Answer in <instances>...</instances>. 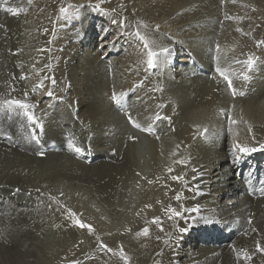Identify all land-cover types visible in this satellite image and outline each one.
I'll use <instances>...</instances> for the list:
<instances>
[{
    "label": "bare ground",
    "instance_id": "6f19581e",
    "mask_svg": "<svg viewBox=\"0 0 264 264\" xmlns=\"http://www.w3.org/2000/svg\"><path fill=\"white\" fill-rule=\"evenodd\" d=\"M42 1L11 0V11L1 14V32H7L8 21L22 20L10 44L8 35L5 41L0 39V92L1 100L19 98L33 104L40 125L49 127L45 130L54 137L32 139L27 118L4 110L3 117L17 129L8 137L0 117V165L9 172L7 176L21 173L24 179L33 173L57 172L58 189L67 190L71 197L69 205L56 199L55 211L72 206L83 222L93 226L94 232L84 229L91 240L78 244L79 255L62 264L73 260L126 264L121 249L128 264H226L248 231L250 215L264 205V195L256 189L254 195L247 192L249 181L264 184V150L243 154L234 148L237 141L257 148L264 143V15L248 9L245 17L237 19V7L223 0H48L44 16L51 14L52 25L47 36L45 28L39 27ZM137 29L159 54L155 67L147 64V50L135 35ZM226 31L231 37L240 32L243 41L225 39ZM36 51H44L47 60L34 59ZM258 66L261 70H254ZM248 68L254 76L244 73ZM58 70L64 78L62 86L51 83ZM221 72L238 93L246 90V94L233 96ZM71 73L69 81L65 76ZM114 93L124 94L120 104L113 100ZM125 105L128 111L123 112L119 106ZM180 111L187 113L186 121L179 122ZM131 113L139 125L154 131L132 128L124 120ZM197 131L199 145L191 163L186 162L180 173L177 167L178 172L169 173L171 161L176 162L173 153L184 147L180 142H192ZM76 133L89 142L71 154L64 141ZM253 134L256 141L250 139ZM111 139L127 144V153L118 151V145L110 151ZM34 141L41 144L35 156L29 153ZM89 148L97 153L92 162L85 155ZM59 153L73 162L63 165L51 159ZM185 155L182 150L175 158ZM122 161L131 174L123 188L113 183L123 171ZM77 171L91 177L89 184L81 186L83 193L67 186ZM172 175L183 176L186 183L173 181ZM177 192L182 194L180 201L175 200ZM28 205L14 192L0 191V217L8 212L25 215ZM169 206L182 212L198 207L199 212L170 220L165 212ZM58 213L56 221L65 222L63 213ZM154 216L161 218V224L151 222ZM190 216H195L194 223ZM204 225L205 230L191 235L192 228ZM185 226L188 231L180 234L178 229ZM144 227L149 234L138 236ZM99 242L113 251H101Z\"/></svg>",
    "mask_w": 264,
    "mask_h": 264
},
{
    "label": "rangeland",
    "instance_id": "374dc122",
    "mask_svg": "<svg viewBox=\"0 0 264 264\" xmlns=\"http://www.w3.org/2000/svg\"><path fill=\"white\" fill-rule=\"evenodd\" d=\"M44 1H46V2H44ZM44 1H42L43 4L40 5V7L38 6L39 7L38 8V10H39L38 11V20H40L39 27L45 28V29L47 28L49 30V27L51 28V25H52V22L50 21L51 19L49 17L51 14L48 17L46 15L44 16V14H45L44 10H47V7L50 5V3L48 0H44ZM232 1L233 0H223V2H225L227 5H231V3H232L233 5H235L237 7V9L239 11V16L237 15V19L239 17H245L248 9H251L252 11H254L259 16L264 15V0H235V3ZM237 3L239 4V6ZM0 8H1L0 9V17H1L2 13H4V15H6V13L8 11H11L10 10L11 9V0H9V1L8 0H0ZM50 13H51V11H50ZM21 20H19V22H17L16 24L12 21H8L9 25L7 27V30H6L7 32H1V27H0V39L2 41H5L4 35L5 36L8 35L9 39L7 41H8V44H10L11 43V37L10 36H12V34H15V32L18 31L20 24H21ZM241 27H242V29L244 28L242 25H241ZM227 32L228 31H226L225 39L230 40L233 38L234 39L233 41L236 43H237V41L238 42L243 41L240 38V34H241L240 32L237 31L236 33H233V37H231L232 36L231 33H229V32L227 33ZM48 33H49V31H47V33H46L47 36H48ZM45 35H44V38H45ZM23 39H24V37H22L20 39V41H19L20 44H22ZM44 42H45V39L43 41H41L40 43L44 44ZM39 48L41 50L40 45H39ZM41 52H43L44 54ZM41 52L39 54L36 51L37 55H34V59L38 60L39 62L46 61L47 60L46 53L44 51H41ZM1 56L2 55L0 53V59H1ZM256 69H254V70H256ZM66 70L67 69H65V68L62 69L63 72H66ZM247 70H252V69L248 68ZM259 70H261L260 67H259ZM62 71L58 70L55 74H53V79H55L56 83L59 84L60 86H62L64 84V78H62L63 77ZM61 75H62V77H61ZM71 77H72V73L70 75L67 74L65 76V78L69 79V81H71ZM56 78H57V80H56ZM60 80H62L63 82ZM0 91H1V87H0ZM0 101H2L1 100V92H0ZM164 112L168 113V111L166 109ZM3 113H4V110H0V117L4 116ZM183 113H184V115H183ZM179 114H180V116L178 118L179 122H183V121H186L188 119L186 112L180 111ZM130 115L132 116V113ZM173 116H175V115L173 114ZM126 117L124 118L125 121H127ZM3 118L6 122V126L3 127V130L5 129L4 130L5 132L8 131L7 133L9 136L8 135H6V136L11 137V135L13 134L12 133L13 130L17 129V128H14V125H12L13 122L12 123L8 122L10 118H7L6 116ZM93 125H94V127H96V123H93ZM32 127H33V125L30 126V128H31L30 132H32ZM37 127H39V126L37 125ZM48 128L49 127H46V126L39 128L38 132L36 133V135L39 137L38 141H42L44 138L46 140L47 139L50 140L51 138L54 137L51 133L46 132L45 129H48ZM86 128L87 127L85 126V129ZM9 131H10V133H9ZM40 136H41V138H40ZM198 138H200V135H199V132L197 131L196 134L194 135L193 141L190 142L191 144L190 143L184 144V143L180 142V144L182 146H184L185 148L183 147V149H178L176 151L177 154H175V156L172 158V160L174 159L176 162L172 163V161H171V164H170V166L172 165L171 168L174 170L175 173L178 172L179 169H180V171H179V173H180L182 168L185 166V164L188 163V161L191 163L190 160H192L191 158L193 156V153L197 149L196 147H198V145H199ZM86 140H87V138L85 139V137H83V135L76 133L75 135H72V136H69L68 138H65L64 142H66L65 143L66 146L68 145L67 149L70 147L68 149V152L71 154H74L76 152L75 148H79L82 150L85 148L86 142L87 143L89 142ZM124 144L125 143H123L122 141L118 142V140H114V139L112 140L111 139L108 147H109L110 151H114L115 149H113V148H115V145H116V147L118 145V151L121 150V153L126 154L128 151V146H127V144H125V146H124ZM39 146H41V144L39 145L36 143V141H34L32 143V145H30V147H29V149H30L29 153L30 154L32 153V155L35 156L34 154H36V150L38 149ZM190 148H191V150H190ZM48 150L50 151L52 149L49 148ZM182 150L185 151V154L187 156L185 155L183 158H182V156L180 158L179 157L175 158L182 152ZM44 151H46V150H44ZM58 155H53L51 159L52 160L56 159L54 161L57 163L63 162L64 163L63 165H65V164L70 165V163L73 162V160H71L69 156H67L65 158L63 155L61 156V154L59 156ZM60 157H62L64 159H61ZM58 158H60L63 161L59 160L60 162H58ZM64 160H66V161H64ZM181 160L185 162V163H183L184 165L181 163H177L178 161H181ZM122 162H120V163H122V164H120V166L123 168V171L121 172L120 177H117V176H116L117 178L114 177L115 180L113 179V183H114V186L117 185L119 187L121 185V187L123 188L128 183V181L131 179V174H130V170L128 168V163L124 164V161H122ZM125 166H127V167H125ZM176 167L179 169H176ZM105 168H107V167H105ZM105 168H102L103 171ZM1 169H2V171H1ZM20 169H22V168H20ZM78 169H80V166H78ZM118 169H121V168H118ZM175 169L177 171H175ZM94 171H96V170H94ZM94 171H89V174L92 173L91 175H93L95 177L96 172H94ZM8 173L9 172H4L3 168L0 165V189H1L0 191H5V189H6L8 191H12V192L16 193L19 197H21V199H23L26 202V204H29L27 206V208L29 210L27 209L28 212H26L25 215H24V213L16 215L15 214L16 212H8L5 214H1L2 216L0 217L1 218V221H0V264H60V263L62 264V261L64 259L65 260L73 259L77 255H79L77 252V251H79V249H77V248H79L81 244H84V243L87 244V242H89L91 240V236H90L91 234L89 232L85 231L84 229H80V228L74 226L72 221L68 217V213H67L66 209H63V211L61 213H58L55 211L58 208V204L55 201L56 199L60 202H66L67 205H69V201H70L69 198L71 197V195H70L71 193L69 194V192L67 190L61 191L60 189H58V188H60V185H59V183H57L58 178L55 177L57 172L46 171L45 173L40 172L39 174L33 173L29 176V178H25V179L23 178L21 173H19L20 175L18 174V175L12 176L9 174V176H7ZM77 173H78L77 176L79 174H81L80 171H77ZM86 173H88V171ZM77 176H76V179H77ZM81 176L80 175L78 176L81 179V181H80V179L78 178V182L75 179V177H69L70 180L69 179L68 180L71 183H67V186L70 189H73L75 192H82L83 193L84 190H81V186L89 184L91 181V177L90 178L85 177L86 179L89 178V181H85L86 179L83 176L82 177ZM121 178H122V180H121ZM122 181H124V182H122ZM79 184H80V186H79ZM116 187H115V190L118 189V187L117 188ZM83 189H84V187H83ZM119 191H116V192L119 193ZM61 193H63V195H61ZM58 194L61 196L59 197ZM27 199L29 201H27ZM49 203L51 205H47ZM53 203L56 207L52 206ZM73 208L74 207L71 206V209L74 212H77L78 213L77 215L79 216L80 211L78 209L75 210ZM10 213L12 215H10ZM27 213H29L28 214L29 216H27ZM57 213L58 214L63 213L62 216L63 217L65 216L63 218V219H65V222L64 221H56ZM250 216L251 217L248 219V222H247L248 231L244 234L243 241H242L238 251L235 252L233 255H231L232 257L228 259L226 264H228L229 262H230L229 264H232V263L233 264H264V253L258 252L257 248H256L257 242H259L261 246H264V205H261L258 208V210L256 212L252 213ZM2 217H3V219H2ZM250 219L252 221L251 223H249ZM205 227L206 226L204 225V226H199L198 228H196V227L192 228L191 229V235H192V231L197 232V231L205 230ZM252 229H256L257 231L253 232ZM195 235H196V233H195ZM81 236L84 237V241H82V242L79 241ZM79 243H80V245H78ZM241 250H247L250 253V255L252 256V259L250 261L247 260L248 262L246 260L241 261L242 258L237 257V253L241 252ZM58 260H60V261H58Z\"/></svg>",
    "mask_w": 264,
    "mask_h": 264
},
{
    "label": "snow or ice",
    "instance_id": "6c2138e0",
    "mask_svg": "<svg viewBox=\"0 0 264 264\" xmlns=\"http://www.w3.org/2000/svg\"><path fill=\"white\" fill-rule=\"evenodd\" d=\"M233 2H235V0H233ZM60 11L63 13V12H66V9L64 8H61ZM157 29L159 28V25L156 26ZM48 29H45V32H47ZM135 35L139 38L140 41L143 42V45L145 47V49L147 50V54H148V61H147V64L149 67H155V64H156V61L158 59V53L154 50H152V48L149 46V42H148V39L146 38L145 35H141V32L139 29L136 30V33ZM217 47V50H219V45L216 46ZM162 52H166L167 49L166 48H163L161 49ZM217 71H220L219 69H217ZM221 75L224 77V79L227 81V84H228V87L231 89V92H232V95L233 96H237V95H240L242 96L243 93L240 92L238 93L236 88L233 86L232 84V80L230 78H228L227 76H224V74L221 72ZM26 77H21V79H25ZM51 83L52 84H55L56 81L55 79H52L51 80ZM42 86V85H41ZM24 95L27 96L28 93L25 91L24 92ZM49 96L52 95V93H48ZM123 93L120 95V96H117L115 93L113 94V100L117 103V104H120L121 101H122V98H123ZM34 108V105L33 104H30L28 102H26V100H23V99H19V98H8V99H4L2 101H0V110H6L7 112H10V113H13L17 116H20L22 115L23 117L27 118V120L33 125L32 127V139L34 140H39V137L36 135V133L38 132L39 128H42L43 126L40 125L37 117L35 116L34 112H33V109ZM127 119H128V122L130 124H132L134 127H137L139 128L140 125L132 118L131 115H128L127 116ZM233 123L234 124H237L239 123L237 120H233ZM37 125L39 127H37ZM248 131L249 132H252V126L249 125L248 127ZM205 132H207V129L204 130ZM250 139L251 141H256V136L253 134L250 136ZM234 148L237 150L238 153H243V154H247V153H251V152H256L258 150H264V143H261L259 144V148L257 147H250L240 141H237L234 145ZM75 151L76 152H80L81 149L79 148H75ZM41 156L44 155V153H39ZM173 155H175V153H173ZM177 163H185L184 161H178ZM167 171L169 173L173 172V169L172 168H168ZM171 179L173 181H177L179 183H186L185 181V178L183 176H179V175H172L171 176ZM157 180H159V177H157ZM149 184H152L153 181L149 180L148 181ZM167 186V185H165ZM61 195H63V193H61ZM262 195H264V193H262ZM182 199V194L177 192L175 194V200L176 201H180ZM159 203V201H158ZM146 207L148 208H151V205H146ZM67 213H68V217L69 219L72 221L73 225L80 228V229H88L89 232H94V229H93V226L91 224H88V223H85L83 222L79 216L77 215L76 212H74L71 208H68L66 209ZM165 212L169 214L168 218L170 220H174L175 218H183L185 216V214L187 212H192V213H198L199 212V208L198 207H195V208H191V209H184V211H177L175 208H172V207H168L167 209H165ZM137 215H139V213H137ZM188 220L192 221L193 223L195 222V216H190L188 217ZM153 224H161V218L159 216H154L152 218V221H151ZM251 219L249 220V223H251ZM161 231H163V229L161 228ZM188 231V227L185 226V227H180L178 229V232L180 234H183L185 232ZM253 232H256L257 230L256 229H252ZM149 234V229L148 227H144L142 229L141 232H138L137 235L140 236V235H143V236H147ZM182 238V237H181ZM97 240L99 241V238H97ZM99 248L101 251H107V252H112L113 250L111 248L108 247L107 244H104L103 242H99ZM256 248H257V251L260 252V253H264V246H261L259 242H257V245H256ZM120 255H121V258L125 260L126 264H128V256L123 252V249H121V252H120ZM237 257L238 258H242L243 260H251L252 259V256L250 255V253L247 251V250H241V252H238L237 253ZM71 264H79V261L78 260H73L71 261Z\"/></svg>",
    "mask_w": 264,
    "mask_h": 264
}]
</instances>
